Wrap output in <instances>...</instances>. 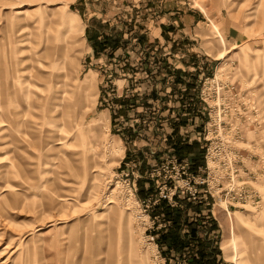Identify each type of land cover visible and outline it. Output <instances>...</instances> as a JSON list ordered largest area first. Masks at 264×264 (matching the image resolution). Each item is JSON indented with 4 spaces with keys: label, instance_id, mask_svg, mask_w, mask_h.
<instances>
[{
    "label": "rangeland",
    "instance_id": "obj_1",
    "mask_svg": "<svg viewBox=\"0 0 264 264\" xmlns=\"http://www.w3.org/2000/svg\"><path fill=\"white\" fill-rule=\"evenodd\" d=\"M162 200L264 264V0H0V264H191Z\"/></svg>",
    "mask_w": 264,
    "mask_h": 264
},
{
    "label": "trees",
    "instance_id": "obj_2",
    "mask_svg": "<svg viewBox=\"0 0 264 264\" xmlns=\"http://www.w3.org/2000/svg\"><path fill=\"white\" fill-rule=\"evenodd\" d=\"M87 33L89 34V27L87 28ZM98 36H93L89 38V41L92 43V47L94 53L97 55L101 49H104V44L97 38ZM110 41V39H108ZM186 71L181 69H176L174 71L175 81H182V75H186ZM180 123H173L174 135H177L179 131ZM175 152L179 154L189 153L192 161L191 170L196 172L198 167L203 163V150L197 149L196 144L185 145L182 142H179L175 145ZM187 205H181L182 207H175L169 205L167 200H162V206L164 207V211L162 212L164 216V224L166 229L163 230V233L160 239L164 243L168 244L169 249L175 248L177 250H195L193 255L189 257V261L191 264H212L216 261L215 249H212L208 246L207 240L200 239L198 229L193 227V223L188 222V219L185 217ZM182 223L188 226L189 237L183 238L182 231ZM190 223V224H189ZM168 230V231H167ZM184 230V228H183ZM188 237V236H187Z\"/></svg>",
    "mask_w": 264,
    "mask_h": 264
},
{
    "label": "bare ground",
    "instance_id": "obj_3",
    "mask_svg": "<svg viewBox=\"0 0 264 264\" xmlns=\"http://www.w3.org/2000/svg\"><path fill=\"white\" fill-rule=\"evenodd\" d=\"M69 22V21H68ZM67 23V28H68V31L71 32V29H70V26L69 24ZM65 24V22H64ZM66 28V29H67ZM69 48V49H68ZM75 41L72 39V41H69L63 45H59V47H57L58 51L61 53V55L64 57L62 59V61H59L60 64L63 65V68H67V65L66 63L69 62V61H74V57L76 56V51H75ZM52 51V49H48V51ZM54 51V49H53ZM49 53V52H48ZM51 54V53H50ZM58 54V53H57ZM71 54H73L71 56ZM94 120L97 122V124L94 126V128H92L91 130V133H92V136H96V137H99V134L97 133V131L95 129H101L100 126H101V122L104 121L103 118L99 119V118H94ZM95 171V170H94ZM61 201H64L63 199ZM230 240H223L222 242V248H224V250L227 252L229 251V249L231 248V245L229 243Z\"/></svg>",
    "mask_w": 264,
    "mask_h": 264
},
{
    "label": "built area",
    "instance_id": "obj_4",
    "mask_svg": "<svg viewBox=\"0 0 264 264\" xmlns=\"http://www.w3.org/2000/svg\"><path fill=\"white\" fill-rule=\"evenodd\" d=\"M150 240H152V241L155 242V240H156V239H155V235H151V236H150Z\"/></svg>",
    "mask_w": 264,
    "mask_h": 264
},
{
    "label": "crops",
    "instance_id": "obj_5",
    "mask_svg": "<svg viewBox=\"0 0 264 264\" xmlns=\"http://www.w3.org/2000/svg\"><path fill=\"white\" fill-rule=\"evenodd\" d=\"M87 31V30H86ZM91 32V30H90V28H89V33ZM91 37H93V36H91ZM95 37V36H94Z\"/></svg>",
    "mask_w": 264,
    "mask_h": 264
}]
</instances>
